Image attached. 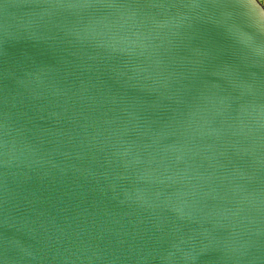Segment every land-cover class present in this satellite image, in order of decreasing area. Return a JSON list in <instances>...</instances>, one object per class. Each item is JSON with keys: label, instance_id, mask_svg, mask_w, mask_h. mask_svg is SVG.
Returning <instances> with one entry per match:
<instances>
[{"label": "water", "instance_id": "water-1", "mask_svg": "<svg viewBox=\"0 0 264 264\" xmlns=\"http://www.w3.org/2000/svg\"><path fill=\"white\" fill-rule=\"evenodd\" d=\"M0 264H264L245 0H0Z\"/></svg>", "mask_w": 264, "mask_h": 264}, {"label": "snow or ice", "instance_id": "snow-or-ice-1", "mask_svg": "<svg viewBox=\"0 0 264 264\" xmlns=\"http://www.w3.org/2000/svg\"><path fill=\"white\" fill-rule=\"evenodd\" d=\"M251 3V0H245V7L249 10L251 14H253L255 17H257L259 20L264 21V14H261L257 16L255 10L249 8V4Z\"/></svg>", "mask_w": 264, "mask_h": 264}, {"label": "rangeland", "instance_id": "rangeland-1", "mask_svg": "<svg viewBox=\"0 0 264 264\" xmlns=\"http://www.w3.org/2000/svg\"><path fill=\"white\" fill-rule=\"evenodd\" d=\"M262 2H263V4H264V0H261Z\"/></svg>", "mask_w": 264, "mask_h": 264}]
</instances>
